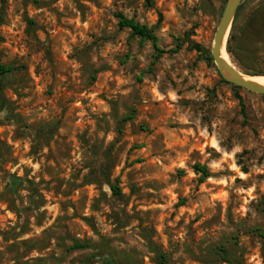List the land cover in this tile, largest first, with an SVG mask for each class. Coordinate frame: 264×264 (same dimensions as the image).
I'll return each mask as SVG.
<instances>
[{
  "label": "rangeland",
  "instance_id": "374dc122",
  "mask_svg": "<svg viewBox=\"0 0 264 264\" xmlns=\"http://www.w3.org/2000/svg\"><path fill=\"white\" fill-rule=\"evenodd\" d=\"M226 2L0 0V264H264V95L192 49ZM240 6L223 53L264 77V0Z\"/></svg>",
  "mask_w": 264,
  "mask_h": 264
},
{
  "label": "trees",
  "instance_id": "16d2710c",
  "mask_svg": "<svg viewBox=\"0 0 264 264\" xmlns=\"http://www.w3.org/2000/svg\"><path fill=\"white\" fill-rule=\"evenodd\" d=\"M36 1V0H35ZM148 1V0H147ZM241 10V6H239L238 10H237V14L235 17H238L239 13ZM116 18L118 20V27L120 29H129L131 31V36L132 37H136L139 38L141 40V43L144 42H150L152 44V47L156 53V58L160 57L162 54L167 53L166 51H163L159 48L158 45V38L154 33V29L153 28H148L145 25H141L137 22H135L133 19H127L125 16H123L122 14H117ZM234 20V21H235ZM162 21V16L159 15L158 18V22ZM232 31H233V26L231 28L230 31V36L229 39L227 41V51L230 53V42H231V38H232ZM181 44H177L175 50L170 51V53H175L177 51H179L181 49ZM192 49L197 51L198 53H201V55L203 54V56H205L206 61L211 62V58L210 56L206 55V53L198 46V45H193ZM169 52V51H168ZM14 71V68L11 66H3L0 65V75H6V74H10L11 72ZM130 117H126L124 120H129ZM108 166L106 164H101L100 166V170H99V175L107 182V184L110 187V190L112 192V195L115 197H119L121 195V191L119 189V187L116 184H111L108 180ZM195 174H200L201 178H200V182H203L204 179L209 177V172L208 169L205 166H200V165H195L193 168ZM116 183H118V180H115ZM256 232H258V230H256ZM87 247L86 244L83 243H75L73 244L71 249H81V248H85ZM218 253L222 256L223 261H225V257H226V251L223 250L222 248L219 249ZM158 257L161 260V263L166 264V257L161 254L158 253Z\"/></svg>",
  "mask_w": 264,
  "mask_h": 264
},
{
  "label": "water",
  "instance_id": "95a60500",
  "mask_svg": "<svg viewBox=\"0 0 264 264\" xmlns=\"http://www.w3.org/2000/svg\"><path fill=\"white\" fill-rule=\"evenodd\" d=\"M243 1L244 0H227L213 37L210 55L214 65L217 68L218 74L225 82L235 87L245 89L249 92L264 95V85H259L243 79V77L240 75L241 72L239 73V70L236 67L235 68L238 70V72L236 69H233L231 65H229V63H227L220 55L222 43L226 37V44L233 20L239 6L243 3Z\"/></svg>",
  "mask_w": 264,
  "mask_h": 264
},
{
  "label": "bare ground",
  "instance_id": "6f19581e",
  "mask_svg": "<svg viewBox=\"0 0 264 264\" xmlns=\"http://www.w3.org/2000/svg\"><path fill=\"white\" fill-rule=\"evenodd\" d=\"M225 40H226V37H225V39H224V41H223V43H222L221 51H220V55H221V57H222L227 63H229V65H231V67H232L233 69H236L235 66H233V65L229 62L228 58H227V57L224 55V53H223V46H224ZM236 70H237V69H236ZM237 72H238V70H237ZM239 73H240V72H239ZM240 75H241V76L243 77V79H245L246 81L253 82V83H256V84H259V85H264V77H249V76L243 75L242 73H240Z\"/></svg>",
  "mask_w": 264,
  "mask_h": 264
}]
</instances>
